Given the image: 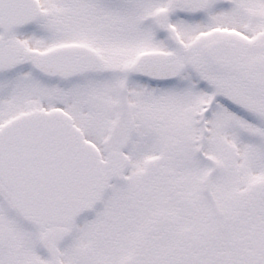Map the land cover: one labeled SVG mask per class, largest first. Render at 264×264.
Listing matches in <instances>:
<instances>
[{
    "label": "snow or ice",
    "instance_id": "1",
    "mask_svg": "<svg viewBox=\"0 0 264 264\" xmlns=\"http://www.w3.org/2000/svg\"><path fill=\"white\" fill-rule=\"evenodd\" d=\"M0 264H264V0H0Z\"/></svg>",
    "mask_w": 264,
    "mask_h": 264
}]
</instances>
